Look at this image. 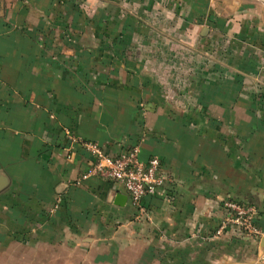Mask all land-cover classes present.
<instances>
[{"label":"crops","instance_id":"1","mask_svg":"<svg viewBox=\"0 0 264 264\" xmlns=\"http://www.w3.org/2000/svg\"><path fill=\"white\" fill-rule=\"evenodd\" d=\"M69 134L169 182L135 208ZM0 174V264H264V0H0Z\"/></svg>","mask_w":264,"mask_h":264},{"label":"built area","instance_id":"2","mask_svg":"<svg viewBox=\"0 0 264 264\" xmlns=\"http://www.w3.org/2000/svg\"><path fill=\"white\" fill-rule=\"evenodd\" d=\"M71 144H78L91 156V167L81 176V180L98 178L123 186L130 204L138 208L142 202L163 188L169 179L163 172L159 158L142 161L138 148L124 150L117 155H109L97 142L84 141L69 134ZM71 158V157H70ZM224 218L213 237L234 233L242 238L262 237L255 225L258 210L255 206L228 198L222 201Z\"/></svg>","mask_w":264,"mask_h":264},{"label":"water","instance_id":"3","mask_svg":"<svg viewBox=\"0 0 264 264\" xmlns=\"http://www.w3.org/2000/svg\"><path fill=\"white\" fill-rule=\"evenodd\" d=\"M7 185H8V179L5 176H3L2 174H0V192L3 191V189H5L7 187ZM119 200L122 201V204H120V205H123V203L126 201V198L125 197L123 198V196H122ZM263 242H264V240H263Z\"/></svg>","mask_w":264,"mask_h":264}]
</instances>
